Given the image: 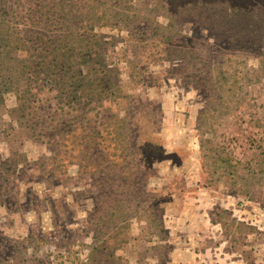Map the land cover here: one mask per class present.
<instances>
[{"label":"rangeland","instance_id":"obj_1","mask_svg":"<svg viewBox=\"0 0 264 264\" xmlns=\"http://www.w3.org/2000/svg\"><path fill=\"white\" fill-rule=\"evenodd\" d=\"M2 2L96 66L1 96L0 264H264V0Z\"/></svg>","mask_w":264,"mask_h":264},{"label":"trees","instance_id":"obj_2","mask_svg":"<svg viewBox=\"0 0 264 264\" xmlns=\"http://www.w3.org/2000/svg\"><path fill=\"white\" fill-rule=\"evenodd\" d=\"M1 3L4 2L0 0V17H5V19H2L0 27V59L3 53L7 52L4 54L5 57H7L11 51L14 54V57L11 62H9L10 60L0 62V106L3 103L1 98L3 93L14 92L15 96H17V101L20 102L22 98L30 95L32 90L35 89V83L38 81H40L42 85H45L48 81L49 83L53 82L55 89L59 90L61 85L63 86L65 83L63 74L67 72H62V59L64 56V53L62 52L65 48L70 56L73 57L74 55H79L78 58L80 59V62L85 65V68L89 69L86 75L91 77V72L94 71L92 65L96 66L95 62H93L94 58H92V55H95L91 52V49H87L86 54H83L82 52L75 53V49L72 46H69L68 44H64V46L62 45L64 43L63 37L67 34L63 23L67 20L71 21L78 18L74 13H70V10H65L62 7L61 14H58L50 9V7L46 6H36V8L33 9V7L25 8L20 5L10 11H4L5 5H2ZM58 5H62V3L59 2ZM23 14H25L28 19V22L24 25L32 27L33 30L28 31L24 25L22 29H16L14 27L13 34L15 38L11 44L8 42L9 33L6 32L4 27L6 25L8 26V24L11 26L15 18L17 21H20V15ZM115 15L116 13H114V16ZM3 22L6 23V25ZM90 28H92V26H90ZM47 58H49V60H47ZM51 64L54 69H57L55 73L53 70L48 69V66ZM8 65H11V67ZM106 72H108V70H106ZM103 73L104 72L100 73L102 77L97 78L98 85L103 87L101 90L109 88V83L104 81ZM67 76L69 77L71 84L76 83V86L74 87L76 90V96L72 98V100H74L77 98L78 93L81 95L79 90L85 85L84 76L80 73L77 75L78 79L75 80L76 74L70 71ZM79 84H81L82 87H79ZM36 119V125L43 127V117L39 116L36 117ZM70 132H75V130L70 129L69 133ZM96 134L98 137L100 136L99 131ZM125 168L126 165L123 164V169ZM127 170L138 171L137 169L133 170L130 167ZM128 179H131V176H129ZM119 247L120 246L117 248Z\"/></svg>","mask_w":264,"mask_h":264}]
</instances>
